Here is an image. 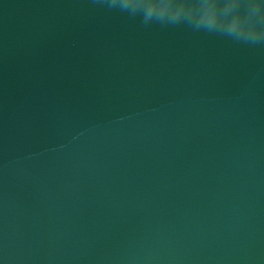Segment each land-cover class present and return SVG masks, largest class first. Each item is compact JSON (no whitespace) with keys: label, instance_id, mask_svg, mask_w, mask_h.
Instances as JSON below:
<instances>
[{"label":"water","instance_id":"1","mask_svg":"<svg viewBox=\"0 0 264 264\" xmlns=\"http://www.w3.org/2000/svg\"><path fill=\"white\" fill-rule=\"evenodd\" d=\"M0 264H264V0H0Z\"/></svg>","mask_w":264,"mask_h":264},{"label":"clouds","instance_id":"2","mask_svg":"<svg viewBox=\"0 0 264 264\" xmlns=\"http://www.w3.org/2000/svg\"><path fill=\"white\" fill-rule=\"evenodd\" d=\"M132 5H133V7H137L138 6V0H132ZM146 7H147V14L151 15L153 13V11L157 8V5L154 3H148L146 5ZM144 20H145V18H144ZM253 39H254V37H253Z\"/></svg>","mask_w":264,"mask_h":264}]
</instances>
